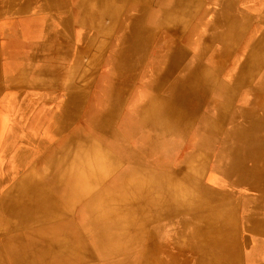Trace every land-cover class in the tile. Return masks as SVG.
<instances>
[{"label":"crops","instance_id":"0c3cea01","mask_svg":"<svg viewBox=\"0 0 264 264\" xmlns=\"http://www.w3.org/2000/svg\"><path fill=\"white\" fill-rule=\"evenodd\" d=\"M228 3L233 18L225 16ZM190 4L195 5V15H190ZM181 5L188 6L180 8ZM167 15L187 18V21L182 26L169 28L164 22ZM191 20H206L208 31L215 29L208 25L212 21L222 22L218 29L225 24L229 30H235L228 33L236 42L228 46L231 47L228 55L222 59L220 56V63L225 68L233 60L241 63L248 59L255 68L252 80L247 88L232 94L224 117L221 116L223 94L208 90V110L202 108L197 115H209V123L204 119H199L198 125L192 122L177 140L173 130L168 153L144 156L151 166L134 159L128 161L124 155L119 156L117 162L122 168H127L129 162L138 169L147 167L156 176L178 178L186 170V164L200 168V182L192 187L197 197L208 198L206 203L214 207L211 194H223L218 205H235L240 222L245 211H250L246 225L251 232L242 228L238 237L240 264H264V233L254 235L250 228L264 226V176L254 177L264 172V129L260 130L259 138L251 140L253 144L246 143L248 147L246 144L238 147L242 144L240 141L227 138L231 130L242 132L245 128L242 109L264 113V87L255 86L257 80L264 82V0H0V160L5 161L0 174L31 173L35 169L34 161L43 159L53 145L61 150L57 153L61 159L70 152L72 156L78 152L80 137L88 134L85 117L93 109L91 104L99 76L106 68L110 69L111 54L120 49V39L138 21L148 37L147 45L134 78L120 91L114 125L120 124L128 104L141 88L139 79L143 70L158 60L154 55L159 51L158 42H166L171 35L181 36L182 32L177 31L190 26ZM207 48H214L220 54L227 46L207 44ZM207 78L219 83L226 80L221 72ZM111 83V86H122L117 80ZM257 103H261V107H257ZM14 127L20 129L21 135L11 139ZM3 144L10 145L7 153ZM255 144H259L262 149L259 152L263 154H257V161L249 158L246 163H239L237 169L232 159L240 157L241 152L247 154L250 150L252 153L251 147ZM20 151L24 167L14 164ZM154 158L160 159L161 166H154ZM111 173L107 169L102 172L103 185L108 183L105 181ZM169 216L161 223L169 224L174 235L168 247L170 254L176 256L177 264H203L205 253L192 247L194 240L190 234H174L173 229L178 225L171 223L177 218ZM182 220L185 224L195 222L189 216ZM209 259L206 263L213 264L212 254Z\"/></svg>","mask_w":264,"mask_h":264},{"label":"bare ground","instance_id":"6f19581e","mask_svg":"<svg viewBox=\"0 0 264 264\" xmlns=\"http://www.w3.org/2000/svg\"><path fill=\"white\" fill-rule=\"evenodd\" d=\"M188 5H181L179 7H186ZM226 5L228 10L225 11V16L229 15L232 17L233 13L230 11L231 5L229 3ZM194 8L195 5L190 4V15L196 14L193 11ZM9 9L8 11L10 12L11 10ZM186 19L173 16L169 17L167 15L164 22L171 28L182 26L187 21ZM221 23L220 21H212L208 25L210 27H218L221 26ZM130 29L120 39V49L111 54L110 69L106 68L101 73L100 83H97L95 96H93L94 101L91 104L93 109L91 108L92 110L86 114L85 121L90 125L93 134H96L106 145H110L117 153L123 154L124 152L125 158L128 161L134 159L138 162H145V155L149 156L150 153L155 151L161 154L163 151L168 150L169 140H160L159 136L161 132L165 133L164 138H168L173 130L177 136L183 127L195 120L197 116L195 113L197 111L189 109L190 91L192 90L193 93L196 91L194 94H199L196 98L200 99L203 97L204 89L200 88L201 84L198 81L202 76V72L198 67L195 71L196 77H193L192 80L189 79L190 81L187 82L186 88L184 87L181 91V95L179 93L180 99L182 98V107L160 103L154 95L152 102L145 107L146 109L144 111H134L133 103L136 98H133L128 111L122 117V121H120V124H117L120 135L130 140L134 145V151L126 150L120 142L119 133L114 134L109 130L110 126L115 123L116 111L120 105L118 102L120 89L114 84L111 86V82L117 80V82L121 83V81L131 79L132 70L137 68L139 61L145 54L148 39L144 33L145 30L140 28L138 21L131 25ZM198 49L200 53L207 51V54L211 50L214 51V49L207 48L206 39L202 41ZM227 49L223 48L222 52H220V54L223 53L222 55L218 54L217 50L213 54H217L218 57L221 56L222 58L224 53L228 52ZM254 50L256 51V49ZM102 51L104 50L102 49ZM183 56L184 52L172 50L165 57L166 60L163 64V70L158 75L150 93H156L157 89L165 83L166 72L172 69L175 66L174 63L176 64V61H180ZM247 60L240 69L243 80L242 84H232V87L239 86L241 88V86L248 83L250 77L245 70L251 64ZM135 65L136 67H133ZM147 79L146 76L142 79L143 83L140 89L144 88L145 85L147 86L148 83L149 87L154 83ZM207 79L206 77V81L202 80L204 83H207ZM206 88H209V82ZM221 92L225 99H227L226 96L230 95L227 88ZM108 96L111 98H107ZM0 102H2V99ZM194 102V109L196 110L200 101ZM257 105L261 107V103H257ZM242 110H244L242 113L244 125L251 127L256 136L244 139L242 134L239 133L237 138L241 143L244 139L245 143L249 141V143L253 144L251 140H255L257 137L259 138L260 130L264 129V114L255 113L250 110L247 111L245 109ZM221 114L224 117V113ZM254 114H257L259 118H256ZM92 116L96 117L94 121L92 120ZM199 119H204L209 123V120L205 117H199ZM3 121H5L4 118ZM13 130V137L20 135L19 128L14 127ZM183 130H181V135ZM207 135L209 136V132ZM85 140L80 137L78 152L74 156L70 152L68 153V157L64 159H61L59 154H57L61 150L56 149L55 145H53L50 151H47L45 154L43 153V159L36 165V170L24 175L15 187L3 195L0 200L3 207L12 208L13 211L8 216L0 213V235H2L0 242V264L4 262V264H95L93 261L95 253L91 246L85 243L83 235L87 232L90 234L91 228L97 227L98 225L100 226V230L98 231L99 237H101L103 242H108L107 245H103L101 248L106 259L110 258L106 264H171L172 261L169 256L162 254L163 257H160V255L158 257V253H156V251H160L164 243L162 241L163 236L167 238L174 236L171 233L172 230L168 227L169 224L154 225L152 226L153 229L152 227H146V225L150 220H158L164 216L173 214V207L167 203V200H172L169 198L171 192L180 189L166 186L164 188L165 194L161 197L154 191V188L156 189L158 187L157 184H153L150 181L151 184L146 187V182L140 179L136 183L135 181L132 182L133 189L121 190L119 195L114 197H109L108 191L104 190L97 194L93 201L90 198L91 203L86 197L91 191L89 188L97 182L96 180L103 176L102 172L104 170L107 169L110 171L116 162L115 159L108 158V155L101 149L93 150L94 152L91 151L92 154L88 156L87 151L92 148V144ZM245 143H238V147ZM3 146L6 152L8 151L7 148H10L7 144H3L2 148ZM246 147H248L247 144ZM251 149L252 153H250V150L247 154L241 152L240 157L232 159L237 169L240 167V165L238 166L239 163H246L251 158L257 161V154H263L259 152L262 150L259 148V144H255ZM22 154L21 151L16 154L17 156L14 162H19L20 159L23 161ZM99 157H102L103 160L108 158L104 162V166L101 165L100 169L102 168V170L99 172L90 170V167H92V161L90 160ZM0 163H2L1 160ZM127 164V168L121 167L119 172L121 171L126 174L132 168L137 167L129 162ZM185 168L187 172H190L196 167L193 164H186ZM121 172L118 173L117 178L112 180L111 183H117V179L122 174ZM38 173H44L48 177L49 187H56V190L60 193L59 198H55L49 188L42 185L37 177L39 176ZM261 176H264V172L262 171L254 177L259 179ZM133 177L134 174H132L131 178ZM243 178L245 179L246 176ZM127 183H131V180H128ZM159 183L163 186L164 181ZM182 192L185 198L190 201L193 199L194 194L189 189H182ZM219 196L214 195L211 198L217 197L215 200V203H217L223 197V194ZM83 199V204L77 205V202ZM116 201L120 202L115 204ZM107 202L109 204L105 206ZM194 202L201 205L200 198H195ZM218 204L212 209L209 206L206 210L199 209L196 211L194 218L199 221L193 227L188 226L189 223H182V219L187 217L179 218L178 222L175 223L178 227L174 228L173 232L174 234L180 235L183 232L186 234L188 227L190 228L188 232L195 236L193 239V248L205 253L203 264H207L206 262L210 260L211 254L213 264H236L238 257H240V249L237 248L235 243V235L237 232V223L235 222L236 208L235 206L232 208L229 205L224 207V205ZM131 207H133V210H131ZM123 210L124 212L128 211L125 218L122 216ZM218 223L220 227L216 226ZM201 225L203 229L200 227ZM250 228L253 230L254 235L264 233V226L252 225ZM145 234H147V237L144 241V237H141ZM209 239L212 240L209 242ZM255 243L256 245L259 244L256 241ZM140 244L143 245V250L137 249V247L140 248ZM259 246L261 247L262 245Z\"/></svg>","mask_w":264,"mask_h":264},{"label":"rangeland","instance_id":"374dc122","mask_svg":"<svg viewBox=\"0 0 264 264\" xmlns=\"http://www.w3.org/2000/svg\"><path fill=\"white\" fill-rule=\"evenodd\" d=\"M206 20H191L190 21V26H186L185 28H182L180 30H178L177 32L180 33L182 32L181 36H179L178 34L175 35H171L168 39V41L166 42H158L159 44L157 45V47L159 48V51L155 52L154 55H156L158 58L156 63L147 65L146 68L143 70V73L141 75L140 83H143V78L146 76L150 82H154L150 87L148 86L149 83L147 84V86L145 85L144 88L140 89L137 93V95H135L133 98H136V100L133 103V110L134 111H144L146 108V106L152 102V97L155 95L156 98L158 99V101L160 103L163 104H171V105H175V106H183L182 104V98L180 99L179 97V93L181 95V91L184 89V87L186 88L187 86V82L190 81L189 79H193V77H196V69L199 67V69L201 70V74L202 76L200 77V79H198V81H200L199 83L200 88L204 89L203 92V97L202 98H196L198 97L197 93L194 94L192 92V90L190 91V96H189V109L192 111H197L195 114L197 115L198 111H200L202 108H205L208 110V90H212V91H219L220 93H222L221 91H223L225 88H227V90L230 92L229 96H226L227 99H225L224 101V106L221 109L222 113H225L226 108H228L230 106V100L232 97V94H234L237 91H241L244 88H247V84L241 86V88L238 87H232V84L234 85H238V84H242L243 80L241 77V73H240V69L243 67L244 62L246 61V59H244L241 63L237 62L236 60L231 61L229 63V65L227 67H223V65H221L220 63V57L217 56V54H213L216 53L214 48V51L211 50L210 53H208L209 58L207 57V51L206 52H199L198 50V46L201 45L202 41H204L206 39V42L208 45H220L222 48L223 46H228L230 44L235 43L236 41L234 40V37L229 35L228 32L232 31L234 32L235 30H229V28H227V25L225 26V24L222 25V27H220L221 29H218V27L215 26V29H213L212 31H208V29H206ZM227 28V29H225ZM232 28V27H231ZM206 33L208 35H206ZM210 47V46H209ZM172 50H176V51H182L184 52V56L181 57L180 61H176V64L174 63V67L172 69H169V71L166 72V81L164 84H162L156 91V93L152 94L150 93V91H152L153 85L155 84V81L158 77V75L162 72V68H163V64L165 62V57L171 53ZM228 52L224 53V56H226V54H229V51L231 50V47H229ZM223 54V53H222ZM220 54V55H222ZM223 56V57H224ZM222 59V58H221ZM223 67V69L221 70V68ZM255 70L254 67H250L248 66L245 70V72L247 73V75H249L250 79L248 82H250L252 80L251 77V73H253ZM137 68H135V70H132V77L131 79L134 78V74L136 73ZM219 72L222 73V77L226 78L225 81L219 83V81H217L216 79L210 81L207 79V83H204V81H206V77L209 76H216L219 74ZM147 74V75H146ZM101 75L99 76L98 81L100 80ZM129 79L128 81H121V88H118L121 90H123V87L126 85H128L132 80ZM203 79V80H202ZM208 82H209V88H206V86L208 87ZM100 83V81H99ZM120 83V82H118ZM262 83V84H261ZM255 86L256 88L259 87H264V84L262 82V80H257L255 81ZM119 91L118 93V102H120V97H121V92ZM109 98V96H108ZM132 98V99H133ZM110 99V98H109ZM131 99V101H132ZM200 101L198 104V108L195 110L194 109V101ZM131 101L128 104L127 108H129V106L131 105ZM257 107H259V105H257ZM264 114V113H263ZM93 117V116H92ZM199 116L197 115L195 117V120H193L192 122L195 121V123L198 125V120H199ZM204 118V117H203ZM206 119L209 120V115H207L205 117ZM242 118V116H241ZM96 119V117H93V121ZM190 122V124L192 123ZM243 123V121H242ZM186 125L185 127H183L182 129L183 132H185V130L188 128V126L190 125ZM86 125L88 127V134L83 136L82 139H86L85 141H87L88 143L91 142V149H88V156L89 154L91 155L92 152H94L93 150H98L101 149L104 151V153H106L108 156V158H112L115 159V165L113 166V168L110 170L112 173L110 174L109 178L107 179L106 182H108L107 184H102L103 183V177H101L100 179L96 180L97 182L95 184H92L91 191L90 193L86 196L88 198V200L92 203L93 199L96 197L97 194H99L100 192L107 190L108 191V196L109 197H114L119 195V192L121 190L125 191L129 190V189H133L132 188V182L135 181V183L142 179L146 182V187L148 185L151 184V182L153 184H157L158 187H156V189L154 188V191L157 192L159 196H163L165 194V187L169 186L170 188H178L180 190H175L173 192L170 193L169 198H171V201H168L167 198V203L173 207V216H175L177 219L173 222L176 227V222H178L179 218L181 217H187V215L189 217H191V219H194L195 222H191L188 224V226L193 227L198 223V219H195V212L198 211L199 209H207L209 208V204H207L206 202L209 201V199H204L201 200V205L194 202L195 198H199L196 196L195 192L193 191L192 187L194 185H198L200 182V168H196V169H192V171H190L191 173L196 171L195 174H189L187 172V170L184 171V173H182L181 177L178 178V176H156L154 175L150 169H148L147 167H140L139 169L137 167L132 168L129 172H127L126 174H124V172H121L122 174L119 176V179H117V183H111L112 180H114L115 178H117V175L120 170V166H119V162H117V158L120 156L123 157V154L121 153H117V151H114L113 148L110 145H106L105 143H103V141L101 139H99V137L96 134H93L90 128V125L88 124V122H86ZM243 126L245 127L243 129L242 132L240 131H235V130H231L228 134V140L229 141H237L238 138V134L241 133L242 136L244 137V139H249V137H255V133L254 131H252L251 127L249 126H245L243 123ZM198 128V127H196ZM181 129V130H182ZM109 130L114 133V134H118V127L114 125H111ZM181 130L179 132V134L181 135ZM196 131H199L198 129ZM182 132V134H183ZM178 134V135H179ZM21 135V133H20ZM170 135V136H169ZM168 138H164L165 133L161 132L160 133V140H170L172 133H170ZM177 135V136H178ZM236 135V136H235ZM176 133H174V139H178L176 138ZM13 137V136H12ZM16 138V137H13ZM12 138V139H13ZM119 138H120V142L124 145V147L126 148V150L128 151H134V145L133 143L126 139L124 136H121L119 133ZM240 139V138H239ZM244 139L242 141V143H244ZM11 141V140H9ZM240 141V140H238ZM131 142V143H129ZM241 142V141H240ZM246 144V143H245ZM10 146V145H8ZM22 146V145H21ZM96 148V149H95ZM92 151V152H91ZM6 152V151H5ZM8 152V151H7ZM6 152V153H7ZM156 152V153H155ZM152 152L150 153V156L152 157H157L159 156L160 152ZM165 153H168L167 150L163 151ZM162 154V153H161ZM160 154V155H161ZM11 155V154H9ZM17 156V155H16ZM91 158V157H90ZM106 158L105 160H103L102 157H99L97 159L94 158V160H90L92 167H90V170H95L97 172H99L100 170H102V168L100 169L101 165L104 166V162L108 159ZM125 158V155H124ZM84 160V159H81ZM41 161V159H37L34 161V163L32 164V167H35V169L32 170L35 171L36 170V165ZM18 162V161H17ZM14 162V164H16L17 166L20 165L21 167H24V162L20 159L19 162ZM140 162V161H139ZM5 161H3L2 163H0V168L1 166L4 167ZM141 164H144L146 166H151L150 164L148 165V163L145 162H140ZM151 163V162H150ZM154 166H161V161L160 159L157 160L154 158ZM162 167H165L162 165ZM19 172H21V169L19 170ZM27 174V173H26ZM26 174H15V175H8V174H4L2 175V172L0 174V200L3 197V195L7 192L10 191L13 187H15L18 182L22 179V177ZM39 176L38 179L41 181L43 186H47L49 188V190L51 191V194L54 195L55 198H59L60 197V193L58 192V190H56V187H49L48 185V177L44 175V173H38ZM132 174H134V177L131 178ZM131 178V179H130ZM67 180L69 181V179L67 178ZM128 180H131V183H127ZM151 181V182H150ZM164 181V184L162 186V184H160L159 182ZM127 183V184H126ZM55 189V190H54ZM182 189H189L191 192H193V199L190 201L189 199L185 198L182 192ZM106 191V192H107ZM161 192V193H160ZM262 194V192H260ZM214 195H221V193H215V194H211V197H214ZM221 197V196H219ZM91 198V200H90ZM217 198V197H216ZM216 198H211V204H217L215 203ZM84 202V199L81 201L77 202V205H82ZM120 202V201H119ZM118 201L115 202V204L119 203ZM109 204L108 202L105 203V206ZM235 206V205H233ZM233 206H230L233 208ZM186 207V208H185ZM215 207V206H214ZM133 207H131V210ZM213 208V206H211V209ZM236 208V207H235ZM13 209L12 208H4L1 201H0V213H2L4 216H8L10 212H12ZM248 211V213H246ZM185 213L186 215H184L183 213ZM249 210L245 211V216L243 217V219L240 222V218H239V214H238V210L236 208V213H235V222L237 223V232L235 235V243L237 248L240 249L239 247V241H238V237L240 236V232L242 231V228L244 229H248L247 227V220L249 221V218L247 216H251L249 214ZM128 211L124 210L122 211V216L125 218V216H127ZM176 213L178 215H176ZM194 213V214H193ZM178 216V217H177ZM170 218V216H164L158 220H150L149 223H147L146 227L151 228L154 225H161L163 223H161V221H163L164 218ZM195 223V224H193ZM172 224V223H171ZM217 227H220V224H216ZM200 227L203 226L201 225ZM100 226L98 225L97 227L91 228L90 230V234L89 232H87L86 234L84 233L83 238L85 243L88 246H91L93 252L95 253V257L93 259V261L95 262V264H106L108 263L110 260V258L106 259L105 254H103V250L101 249L103 247V245H107V243L103 242V240H101V237H99V229ZM189 229V230H188ZM188 231H190V228L188 227ZM201 229V230H202ZM199 230V231H201ZM188 234L191 235V237L194 239V235L190 232H188ZM250 231V230H249ZM251 232V231H250ZM186 233V234H187ZM253 233V232H252ZM254 234V233H253ZM144 237V241L145 238L147 237V234L143 235L141 238ZM1 238L2 235H0V242H1ZM170 238H167L165 236L162 237V241H164V243L162 244V247L160 248V251H156V253H158V257L160 255V257H163L162 254H165L167 256H169L172 261L171 264H177L176 262V256L170 254L169 251V247L170 246V240H168ZM142 240V241H143ZM212 239H209V242ZM165 245V247H164ZM143 245L140 244V248L137 247V249L139 250H143L144 247H142ZM100 247V248H99ZM193 247V244H192ZM92 253V252H91ZM105 258V259H104ZM219 258V257H218ZM240 258L238 257V260L236 262V264H240ZM5 263V262H4ZM2 263V264H4Z\"/></svg>","mask_w":264,"mask_h":264}]
</instances>
